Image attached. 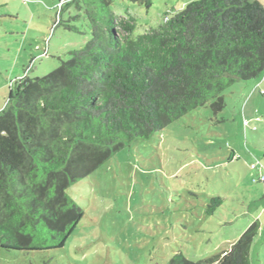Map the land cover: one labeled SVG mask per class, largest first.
Masks as SVG:
<instances>
[{"label": "trees", "instance_id": "16d2710c", "mask_svg": "<svg viewBox=\"0 0 264 264\" xmlns=\"http://www.w3.org/2000/svg\"><path fill=\"white\" fill-rule=\"evenodd\" d=\"M54 1L55 21L74 7L78 14L69 19L83 17L90 38L57 69L15 80L0 110L6 250L64 246L83 216L67 194L70 185L125 143L147 139L209 101L213 112L222 110L225 88L264 73V0H193L136 36L134 16L116 15L113 0ZM222 199L211 197L209 215ZM258 228L253 221L217 254L191 261L178 251L168 264H250Z\"/></svg>", "mask_w": 264, "mask_h": 264}, {"label": "rangeland", "instance_id": "374dc122", "mask_svg": "<svg viewBox=\"0 0 264 264\" xmlns=\"http://www.w3.org/2000/svg\"><path fill=\"white\" fill-rule=\"evenodd\" d=\"M193 0H113L135 18L136 36ZM54 0H0V110L13 82L41 77L90 38L74 7ZM67 21V22H66ZM77 26L79 32L64 24ZM224 107L187 112L147 139L125 143L67 194L83 216L64 246L22 252L0 247V264H168L228 249L255 220L250 264H264V73L222 91ZM252 164H256L252 168ZM211 197H221L209 215Z\"/></svg>", "mask_w": 264, "mask_h": 264}, {"label": "built area", "instance_id": "2783aa9c", "mask_svg": "<svg viewBox=\"0 0 264 264\" xmlns=\"http://www.w3.org/2000/svg\"><path fill=\"white\" fill-rule=\"evenodd\" d=\"M60 6V4H58V7ZM252 168H255V164L254 165H252L251 166ZM262 169H264V164L263 165H261L260 166ZM259 180L260 181H264V175L263 174H261L260 176H259Z\"/></svg>", "mask_w": 264, "mask_h": 264}]
</instances>
